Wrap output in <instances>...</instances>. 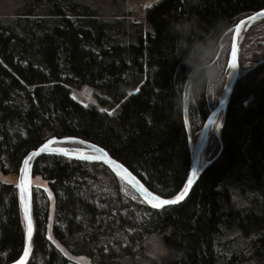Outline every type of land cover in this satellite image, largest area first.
Here are the masks:
<instances>
[{"label":"trees","instance_id":"1","mask_svg":"<svg viewBox=\"0 0 264 264\" xmlns=\"http://www.w3.org/2000/svg\"><path fill=\"white\" fill-rule=\"evenodd\" d=\"M126 1L101 9L17 0L0 13V173L13 177L0 178V264L24 248L18 167L48 136L98 144L152 192L179 193L191 161L185 95L193 131L218 102L209 91L189 103L184 57L194 41L216 50L239 19L264 8V0H155L144 25ZM226 58L212 63L223 71ZM263 59L241 71L220 126L223 146L176 206L148 205L102 163L38 157L31 182L43 179L47 189L32 182L29 264H78L58 246L92 264H264ZM81 86L95 103L71 95ZM158 241L169 249L154 255Z\"/></svg>","mask_w":264,"mask_h":264},{"label":"water","instance_id":"2","mask_svg":"<svg viewBox=\"0 0 264 264\" xmlns=\"http://www.w3.org/2000/svg\"><path fill=\"white\" fill-rule=\"evenodd\" d=\"M260 13H264V8H261L245 17L239 19L232 28L228 31L230 33L229 36V49L225 67V74L223 76L221 90L218 98L217 105L209 111L206 118L203 121V124L200 129L199 137L197 140V144L195 146L194 151H191V161L188 170V175L186 181L184 183H188L189 177H192V182L188 187V191L183 193L184 185L179 193L172 197H161V199L166 200H176V203L169 205H162L161 208L176 206L182 202H184L188 196L190 195L192 189L197 183L200 175L204 171V169L210 164L211 159L207 162H204L201 167H199L201 157L203 156V151L209 137L211 125L213 121L219 117V128H218V142L220 145V150L223 146L221 136H220V126L224 119L226 109L228 107L232 92L234 90L235 84L240 77L241 69L239 64V53L241 40L244 33L253 25L264 20V15H260ZM239 25V27H237ZM264 61L261 60L258 64ZM235 65L233 67L232 65ZM223 87V89H222ZM51 141V143H49ZM48 144V150L44 152H39L38 150L42 145ZM95 145V147H93ZM96 149H103L102 152H97ZM35 153V155H32ZM42 155H56L69 159L82 160L87 162H96L102 163L105 166L109 167L116 174L120 175L122 179L126 181V183L150 206L154 207L153 204L149 203L150 196L145 193H151L152 195H158L151 190H149L140 179L131 172L123 163L119 160L115 159L110 152L104 147L90 142L88 140L78 138V137H56V136H48L39 146L35 149L28 151V153L22 158L20 166L17 170V178L16 185L20 200V205L23 213L24 219V248L21 255L15 259L14 261L7 264H29L32 259V255L34 252V241L37 234V225L35 214L33 210V195H32V166L36 159ZM28 158L29 159V169L27 172L28 178V188L27 192L24 193L23 204L21 203V191L18 187L20 176H21V168L23 166V161ZM144 189V192L141 191ZM24 206H27L28 213L27 216L24 211ZM29 225H31V235H28ZM27 245V250H26Z\"/></svg>","mask_w":264,"mask_h":264},{"label":"rangeland","instance_id":"3","mask_svg":"<svg viewBox=\"0 0 264 264\" xmlns=\"http://www.w3.org/2000/svg\"><path fill=\"white\" fill-rule=\"evenodd\" d=\"M79 1L88 3L92 6L94 5L100 6L101 9H105V8H110L109 2L111 0H79ZM153 1L155 0H127L125 2V5L129 9L131 18L134 21L140 22L146 25L145 20H144V13H145L144 11L146 10L147 6L150 5ZM15 3H17V0H0V13L8 15L10 13L11 7ZM229 36H230V33L228 32L221 38V40L218 43V47L215 50V55L212 56L210 63L215 62V60H218L221 57L223 59L225 54L228 55ZM263 43H264V20H261L260 22L250 27L244 33L242 37L240 53H239V64H240L241 71L246 66L252 64V62L256 58H258L260 55L263 54L264 52ZM226 61H227V58H226ZM225 67H226V64H225ZM225 67L222 71V80L225 74ZM220 89L221 87L216 92H214V100L212 99V105H215L216 101H218ZM70 93L78 101H81L83 103H95L93 90L88 86L72 87L70 88ZM185 96L186 97L184 99V117H185L186 126L188 128V142L194 138H196V142H197L202 125L199 127L198 130H194V131L192 130V127L189 125L188 117H187V95ZM211 132L212 133H210L207 139L204 151H203L204 162H207L210 159V157L214 154L217 144H218L217 135L214 133V131H211ZM0 178L3 180L4 179L9 180V179H12L13 177L4 178V176L0 173ZM32 182L34 185L41 186L42 188L47 189L46 182L43 179L34 178ZM49 216L50 217L53 216L52 204L50 205V208H49ZM58 247L71 261L76 260V263L78 264L80 263L92 264L87 257L72 256L70 253H68V251L65 248L61 246H58Z\"/></svg>","mask_w":264,"mask_h":264},{"label":"clouds","instance_id":"4","mask_svg":"<svg viewBox=\"0 0 264 264\" xmlns=\"http://www.w3.org/2000/svg\"><path fill=\"white\" fill-rule=\"evenodd\" d=\"M215 55L214 45L205 40L203 42L194 41L190 50L184 57V64L189 68L187 73V82L190 86L188 101L192 104L197 101L201 94H206L209 91L216 92L221 87L222 81V67L218 62L210 63L212 56ZM161 249H169L163 242L158 241L157 247L153 254H161ZM176 253L170 250L169 255Z\"/></svg>","mask_w":264,"mask_h":264},{"label":"snow or ice","instance_id":"5","mask_svg":"<svg viewBox=\"0 0 264 264\" xmlns=\"http://www.w3.org/2000/svg\"><path fill=\"white\" fill-rule=\"evenodd\" d=\"M260 15H264V13H260ZM237 27H239V25H237ZM233 67H235V65H232ZM51 143V141L49 142ZM93 147H95V145H93ZM48 150V144H44L41 146V148L38 150L39 152H44ZM97 152H102L103 149H96ZM32 155H35V153H33ZM29 169V159L26 158L23 161V166L21 168V176H20V181H19V189L21 191V203L23 204V200H24V193L27 192V188H28V178H27V172ZM192 182V177H189L188 179V183L184 185V189L183 192L181 193V196L183 195V193H186L188 191V187ZM142 192H144V189H141ZM146 195L150 196V200L149 203L153 204V206L155 208H161L162 205H169V204H174L176 203V200H166V199H161V197L159 195H152L151 193H145ZM24 211L25 214L27 216L28 213V208L27 206H24ZM28 235H31V225H29V232ZM26 250H27V245H26Z\"/></svg>","mask_w":264,"mask_h":264},{"label":"bare ground","instance_id":"6","mask_svg":"<svg viewBox=\"0 0 264 264\" xmlns=\"http://www.w3.org/2000/svg\"><path fill=\"white\" fill-rule=\"evenodd\" d=\"M242 37H243V36H242ZM222 89H223V87H222ZM220 91H222V90L220 89ZM218 128H219V117L216 118V119L213 121V123H212V125H211V129H210V133H212L211 131H214V133L217 135V134H218ZM210 133H209V135H210ZM196 144H197V142H196V138H194V139H192V140L189 141L190 150H191L192 152L194 151ZM203 163H204V158H203V156H202V157H201V160H200L199 167H201V166L203 165ZM36 225H37V224H36Z\"/></svg>","mask_w":264,"mask_h":264}]
</instances>
